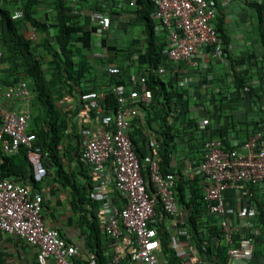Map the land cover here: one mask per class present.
I'll use <instances>...</instances> for the list:
<instances>
[{
    "label": "crops",
    "instance_id": "1",
    "mask_svg": "<svg viewBox=\"0 0 264 264\" xmlns=\"http://www.w3.org/2000/svg\"><path fill=\"white\" fill-rule=\"evenodd\" d=\"M54 1L36 0L30 6L31 16L45 24V31L34 32L35 29L29 23H21L20 32L23 37L29 39L32 36L29 40H35V54H45L47 48L55 47ZM211 1L216 11L224 15L226 52L216 47L201 48L196 56L197 67L167 61L162 63L165 67L162 81L170 93L169 107L166 109V120L171 127L168 170L183 187L184 202L191 199V189L201 195L204 181L196 169L203 139L206 136L221 135L229 146H234L245 137L254 122L264 119V48L260 39V35H264V23L258 29L256 13L249 6L251 3L264 4V0ZM63 2L71 10L82 12L81 15L71 13L77 16L74 26L81 31L73 35L70 49L73 59L77 60L82 55L88 64V71L71 91L61 83L51 89L53 104L59 117L67 120L69 125L63 137V155L60 160L69 180L62 183L50 171L42 182L34 184L27 181L26 185L43 196L42 218L46 226L58 230L68 243L94 255L98 253L106 262L111 250L108 239L98 225V218L104 205L118 210L122 207L123 200L113 187L110 163L106 164L109 174L107 182L99 186L80 158L82 140L88 132L97 131L98 123L84 108L79 97L86 89H99L110 83L106 70L109 66L120 69L121 80L128 88L138 89L137 79L142 70L139 56L144 52L146 43L145 26L137 18L139 5L136 0ZM25 3L26 0H0V7L10 14L19 11L23 15ZM93 10H101L109 16L110 26L106 31H101L88 20L87 13ZM85 20L88 24L84 23ZM84 30L90 32L88 47L78 40ZM155 32L156 41H161L160 31L156 27ZM52 53L54 49L51 48L47 54L49 61ZM40 63L42 65V61ZM14 73L13 70L9 72L7 63L0 62V90L9 86L7 82ZM53 77L52 74L45 76V79L49 81ZM247 87L257 89L252 98L247 94ZM176 92L182 94L186 104L183 117L178 115L179 107L175 105ZM159 101L163 102L161 98ZM30 103L26 105L23 102H13L8 105L17 110H30ZM161 103L154 102L148 106L137 104L138 113L132 121L135 145L139 150H145L143 162L148 164L158 153L157 140H162L163 122L154 115L161 111ZM203 118L208 119L205 134L196 129V123ZM243 197L246 204L239 202L241 196L238 191L229 189L224 192L225 218L230 226L237 229V235L257 238L253 242L250 260H231L228 264H264V183L255 189L250 188ZM255 202H259L263 210L260 218L261 231L256 227L257 213L250 217L241 215V209L253 206ZM193 207L194 204L189 207L179 204L177 214L167 217L157 205L151 224L155 229L165 231L167 242L175 251L174 257L178 262L221 264V259L217 256L223 242L212 235L214 227L206 223V217L199 218L202 229L198 233L187 224L188 217L194 215L191 212ZM248 221L253 222L251 227ZM122 241L121 252L125 257L120 264H132L128 260L133 247L132 238L124 232ZM159 258L160 264H171L160 251ZM0 264L40 263L35 247L0 231ZM45 264L53 262L47 260Z\"/></svg>",
    "mask_w": 264,
    "mask_h": 264
},
{
    "label": "built area",
    "instance_id": "2",
    "mask_svg": "<svg viewBox=\"0 0 264 264\" xmlns=\"http://www.w3.org/2000/svg\"><path fill=\"white\" fill-rule=\"evenodd\" d=\"M150 14L156 30L160 31L165 43L167 62L182 63L197 67V53L204 47L221 48V40L215 28L218 16L211 0H151ZM71 13L81 15L73 9ZM22 17L19 11L11 19ZM88 20L101 31L110 26L109 16L99 10L87 13ZM32 39V36L29 37ZM2 51L0 50V59ZM107 73L119 77L121 71L109 66ZM162 76L165 67L159 65L153 71ZM138 89L128 88L121 83L111 82L99 89L80 94V101L87 112L96 119L98 129L88 132L82 140L80 158L88 168L94 182L103 186L107 182L106 164L112 167V182L122 207L118 210L104 205L98 218V225L109 241L111 250L105 264H120L123 234L132 238L133 247L128 254L132 264H160L159 243L156 229L152 226L155 206H159L167 217L179 211L175 198V176L159 171L157 156L148 164V178L151 189L141 174L138 158L133 151L130 133L132 121L137 116V104L148 106L152 93L143 76L137 79ZM108 93L115 98V107L105 112L103 103ZM33 92L26 80L0 90V160L1 155H12L20 148L26 152L31 167L32 180L42 182L46 170L42 165V151L34 133L30 132L31 114L28 108L14 109L8 104L32 99ZM208 119L196 123L199 133L207 131ZM196 172L203 178L201 196L204 216L216 219L221 241L226 247L228 264L231 260L252 258L253 238H237V229L225 218L224 192L233 189L241 198L252 187L264 183V129L261 125L250 126L245 137L236 145L229 146L223 138L206 136L201 144L200 158ZM239 199L246 204L244 197ZM43 196L33 192L21 182L0 178V231L12 235L37 249L40 264L51 260L53 264H97L96 256L68 243L58 230L45 225L42 218ZM248 205V204H247ZM257 213L255 206L241 209V215L250 217ZM251 227L253 222L248 221Z\"/></svg>",
    "mask_w": 264,
    "mask_h": 264
},
{
    "label": "trees",
    "instance_id": "3",
    "mask_svg": "<svg viewBox=\"0 0 264 264\" xmlns=\"http://www.w3.org/2000/svg\"><path fill=\"white\" fill-rule=\"evenodd\" d=\"M35 1L36 0H26L23 15L17 20L11 19V14L6 9L0 7V50L2 51L0 62H5L8 64L9 72L12 70L15 71V73L11 75L12 79L7 82V85H12L22 79H27L29 81V86L34 95L32 100H34L35 103L34 105L31 104L30 109V114L32 109L34 112L31 114L30 132L35 134L37 144L42 151V165L45 168L46 173L48 174L50 171H53L55 176L63 183L64 181L68 182L69 180V176L65 173L60 161L63 155L62 141L69 125L67 120L60 119L59 112L53 104L51 89L57 83H61L63 86L68 88L69 91H71L72 88L79 83L84 74L88 71V64L85 57L82 55H79L77 60L73 59L72 51L70 49V42L73 40V35H75L76 32L81 31L79 27L74 26L77 16L71 14V9L64 5L63 0H55L54 29L56 32L53 38L55 50L54 53L51 54V63L52 69H54L56 75H54L52 80L48 81L45 79L40 60H38L35 55L34 46L30 40L28 38H24L20 32L22 22L29 23L31 27L41 32L47 29L45 24L39 22L33 16H31L30 6ZM136 2L139 5V8L136 12L137 18L144 24L146 34L145 50L139 56V64L142 66L139 76H143L145 78L147 88L152 93L151 103H161L159 101L160 98L163 101L161 103V111H157L154 114L163 122V131L161 133L162 140H157V163L160 173L173 174L170 170H168L171 152V146L169 144L171 127L166 120V116L168 114L166 109L168 106V101L170 100V93L166 85L163 83L162 77L156 75L153 72L154 69L166 61L165 43L164 41H156V26L150 16L153 10V3L151 0H136ZM249 6L254 9L256 13V20L259 29V25L264 23V4L251 3ZM223 22L224 15L218 13L214 25L221 40L220 50L222 52H226L227 40L223 32ZM84 23L88 24V21L85 20ZM89 33L90 32L88 30L82 31V37L78 39L81 40L85 47H88L87 43ZM260 39L264 48V35H260ZM121 76L122 75L120 74L119 77H114L108 74L110 83H121L127 86V84L121 80ZM90 90L95 89H86L83 92ZM246 90L248 96L252 98L255 95L257 89L247 87ZM174 98L175 105L179 107L178 115L183 117L186 112V104L183 101L182 94L176 92L174 93ZM114 107L115 98L112 93H108L103 103L104 111L110 112L114 109ZM258 125H261L264 129V119H262L261 122L256 121L252 124L253 127H257ZM215 136L223 138L221 135ZM130 140L133 151L135 152L140 164L141 174L145 183L147 184V190H150L151 184L149 183L148 178V163L143 162L146 152L145 150H139L135 145L133 124L130 133ZM65 150L67 149L65 148ZM0 178L9 179L14 182H21L22 184H26L27 181L35 184V182L32 180L31 167L27 160L24 149L20 148L17 153L12 155H1ZM175 182L176 184L174 192L177 202L181 205H184L185 207H189L192 204L197 207L192 208L191 212L194 213V215L188 217L187 224L195 231V233H198V231L200 232L202 229V222L199 218L205 215L202 196L199 195L198 191L191 189V199L188 202H184L182 194L183 187L180 186V183L176 177ZM254 206L256 208L259 221V225L258 221L256 222V227L259 229V231H261L260 218L263 215V210L259 202H255ZM162 213L164 214L163 211ZM206 219V223H210V226L214 227L211 231L212 235L217 238V240L221 241L216 219ZM156 232L159 243V251L162 255H165V257L167 256V262L171 264H182L181 262L177 261V258L174 257L175 251L169 246L165 231H162L161 228H156ZM239 237L241 236L237 235V238ZM252 238L254 242L257 236H252ZM218 253L219 254L217 257H220L221 264H225L227 257L225 254L226 247L224 244L219 248ZM95 255L97 264H105V260L101 255L98 253Z\"/></svg>",
    "mask_w": 264,
    "mask_h": 264
},
{
    "label": "rangeland",
    "instance_id": "4",
    "mask_svg": "<svg viewBox=\"0 0 264 264\" xmlns=\"http://www.w3.org/2000/svg\"><path fill=\"white\" fill-rule=\"evenodd\" d=\"M34 32H36V30ZM34 41H35L34 39L30 40L32 45H34L33 44ZM51 48L55 50L54 47L50 46V48H47V53H45V54L36 53L35 54L37 59L42 61V65H41L42 67L41 68L43 70L44 75L47 76V77H48V75H52V74H53V76L56 75L55 72L53 71L54 69H52V63H51V61H49V58L47 57L48 56L47 54H48V52L50 51ZM23 80H26L28 82V84H29V81L27 79H23ZM30 102H31L30 105L31 104L32 105L35 104L34 100H31ZM33 113L34 112H33V109H32L31 114H33Z\"/></svg>",
    "mask_w": 264,
    "mask_h": 264
}]
</instances>
